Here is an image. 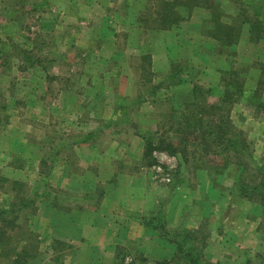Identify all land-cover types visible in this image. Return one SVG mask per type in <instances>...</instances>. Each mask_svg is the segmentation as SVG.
Returning a JSON list of instances; mask_svg holds the SVG:
<instances>
[{
	"label": "rangeland",
	"instance_id": "rangeland-1",
	"mask_svg": "<svg viewBox=\"0 0 264 264\" xmlns=\"http://www.w3.org/2000/svg\"><path fill=\"white\" fill-rule=\"evenodd\" d=\"M261 103L264 0H0V264H264Z\"/></svg>",
	"mask_w": 264,
	"mask_h": 264
},
{
	"label": "trees",
	"instance_id": "trees-1",
	"mask_svg": "<svg viewBox=\"0 0 264 264\" xmlns=\"http://www.w3.org/2000/svg\"><path fill=\"white\" fill-rule=\"evenodd\" d=\"M166 10L163 11L164 20L165 19L168 20V19H170V17H172L173 14H176L175 12H172L170 9H168L167 11ZM230 88L233 89V87H230ZM235 88H236V90H235L234 93L239 94V98L242 97L243 94H244L242 92V85L240 86L239 84L238 85L235 84L234 89ZM229 97H231V93H230L229 89H227V92H225V97L224 98H229ZM260 107L264 110V105L262 103L260 104ZM213 116H215V114L212 115L211 117H213ZM211 119H213V118H211ZM221 121H220L221 123H219V122L218 123L222 124V126H219V124L216 123L214 120H211L209 122V128H208V130L210 131L208 133L209 139H211L215 144L221 143L223 145V150H224L225 153H229L232 150L233 151L234 150L237 151V153L238 152L241 153L242 148L245 149V147H246V144H245L244 140L241 139V135H238L237 132L235 133L233 131V128L230 125L231 124L230 121H228V120L224 121V119L221 120ZM214 130L216 132H214ZM203 134H204L203 136H207L205 134V132ZM212 137H215V138H212ZM239 144L242 145V148L239 147L240 146ZM165 149H168V148H165ZM234 153H236V152H234ZM260 169L263 170V168H261V167H260ZM242 186L243 187L241 189V194H243L242 195L243 197H246V198H254V197L260 198L262 203H264V180L261 181L257 186H251V187H248V186L246 187L244 185H242ZM6 213H7V211L0 210V221L1 220L3 221L4 218L2 216L6 215ZM159 229H161V228H157L155 230H159ZM175 236L177 238V241L179 240V242L181 243L180 240L183 239L184 245L185 244L187 245L188 239H186V238H189V236H191V235L189 234V232L188 233L187 232H184V233L181 232V234L176 233ZM179 242H177L176 245ZM192 248L195 250V247L192 246ZM193 249H191V248L187 249L188 253L186 254V257L190 260L189 264H203V262H202V260H200V258H199L200 256L198 254H195V255L191 254V251Z\"/></svg>",
	"mask_w": 264,
	"mask_h": 264
}]
</instances>
